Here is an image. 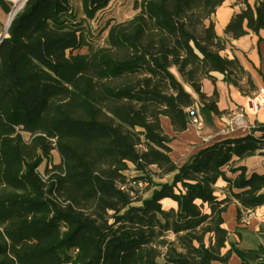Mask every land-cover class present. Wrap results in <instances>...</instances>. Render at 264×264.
Wrapping results in <instances>:
<instances>
[{
  "label": "trees",
  "instance_id": "trees-1",
  "mask_svg": "<svg viewBox=\"0 0 264 264\" xmlns=\"http://www.w3.org/2000/svg\"><path fill=\"white\" fill-rule=\"evenodd\" d=\"M73 1L26 0L0 42V264H225L233 254L264 264V246H228L223 216L233 199L239 220L242 208L264 205V173L234 166L264 150V124L181 166L161 126L168 116L185 130L194 104L173 67L216 113L218 91L202 90L213 72L253 88L240 60L222 53L214 15L225 0H141L132 18L108 25L102 45L86 23L115 0H77L80 17ZM236 2L246 7L227 34L264 29V0ZM12 5L0 0L5 13ZM140 179L156 186L151 196L133 185Z\"/></svg>",
  "mask_w": 264,
  "mask_h": 264
},
{
  "label": "crops",
  "instance_id": "crops-1",
  "mask_svg": "<svg viewBox=\"0 0 264 264\" xmlns=\"http://www.w3.org/2000/svg\"><path fill=\"white\" fill-rule=\"evenodd\" d=\"M252 7H255L258 0H248ZM245 4L236 2V0H225L217 8L214 15L215 28L217 34L225 41L223 54L229 57H237L246 70V78L251 79L253 88L248 92L241 90L238 86L230 84L225 80L224 74L213 72L214 81L209 78L203 80V92L211 96L215 90L218 91L219 99L217 105L219 113L205 108L200 95L188 83L184 82L178 73L176 67L172 68L173 73L182 81L185 89L192 95L194 104L191 107L197 109V114L202 122V126L197 128L190 121L185 130L177 131L168 116L161 117V126L165 134L171 141L168 145L171 147L170 156L172 160L181 166L191 159L202 148L210 146L221 140L228 138H239L251 134L254 128L259 124H264V105L259 106L257 111L250 109L251 101L257 97L264 98V29L259 33L249 30V32L239 38H234L227 34L225 29L235 13L241 12ZM5 12L0 7V17ZM3 34V31H0ZM246 78L243 83L246 84ZM243 114V124L236 125L232 119ZM264 150L255 155L244 159H237L234 166L244 165L247 167L248 174L263 171L264 173ZM227 176L236 177L225 168ZM130 173L137 174L135 170ZM174 173L157 176V183L172 182ZM227 182L220 178L216 183V195L224 198L229 194ZM156 186L146 193V197L152 195ZM238 191V190H235ZM162 205L165 209L177 208V203L171 198H164ZM240 203L233 199L227 210L223 214L225 227L229 231L228 246L230 243H236L242 249H256L264 246V205L253 210L242 208L241 219H238V208ZM214 264H224L215 262ZM242 264L238 255L233 254L228 263Z\"/></svg>",
  "mask_w": 264,
  "mask_h": 264
},
{
  "label": "rangeland",
  "instance_id": "rangeland-1",
  "mask_svg": "<svg viewBox=\"0 0 264 264\" xmlns=\"http://www.w3.org/2000/svg\"><path fill=\"white\" fill-rule=\"evenodd\" d=\"M140 1L141 0H115V2L108 8V10L104 12L103 15L100 16L99 20L94 21V22L87 21L86 27L89 30L90 36L92 37V40L95 43V45H102V43L104 42L108 25L114 22H120V21H124V20L132 18L137 13V9L135 8V5L137 2H140ZM17 2H19V0H13L12 10ZM73 4H74V10L76 11V14L78 15V17H80L82 15V11L79 7L78 1L74 0ZM23 5L24 3L22 2L20 9L22 8ZM20 9H18V11ZM11 12L5 13L3 17H0V31H3V34L4 32H6V28L8 25V20H9V16ZM5 36H7V34H5ZM26 138H28L27 134H26ZM53 161L55 162L60 161V156L56 150L53 152ZM40 171L44 173V176H46L45 175V163H43L40 166ZM262 172L263 171H259V173H262ZM151 187L152 186H150V184L149 186L145 187L144 189L146 190L144 192L145 195L148 191L151 190ZM174 238H175L174 235L172 234L169 235V239H174Z\"/></svg>",
  "mask_w": 264,
  "mask_h": 264
},
{
  "label": "built area",
  "instance_id": "built-area-1",
  "mask_svg": "<svg viewBox=\"0 0 264 264\" xmlns=\"http://www.w3.org/2000/svg\"><path fill=\"white\" fill-rule=\"evenodd\" d=\"M25 3L26 0L21 1L20 3ZM6 34V32H4V34H0V42L3 39L4 35ZM264 105V98L259 99L257 97H255L252 101H251V105H250V109L257 111V109L259 108V106ZM188 113H189V121L194 124L197 128H200L202 126V122L200 121L198 114H197V109L194 107H190L188 109ZM232 122L236 125H242L243 124V114H238L236 115L233 119ZM133 185H135L136 187L140 188V189H145V187L149 186V182L146 180H136L133 182Z\"/></svg>",
  "mask_w": 264,
  "mask_h": 264
},
{
  "label": "bare ground",
  "instance_id": "bare-ground-1",
  "mask_svg": "<svg viewBox=\"0 0 264 264\" xmlns=\"http://www.w3.org/2000/svg\"><path fill=\"white\" fill-rule=\"evenodd\" d=\"M20 7H21V3L17 2L16 5L14 6L10 16H9V19L12 18L16 14V12L18 11V9H20ZM8 22H9V20H8Z\"/></svg>",
  "mask_w": 264,
  "mask_h": 264
},
{
  "label": "water",
  "instance_id": "water-1",
  "mask_svg": "<svg viewBox=\"0 0 264 264\" xmlns=\"http://www.w3.org/2000/svg\"><path fill=\"white\" fill-rule=\"evenodd\" d=\"M21 1H24V0H19V2H21ZM13 18H14V16H13L12 18L9 19V22H8V25H7V28H6V34H7V31H8V29H9V27H10V24H11ZM4 37H6V36L4 35ZM4 37H3V38H4Z\"/></svg>",
  "mask_w": 264,
  "mask_h": 264
}]
</instances>
